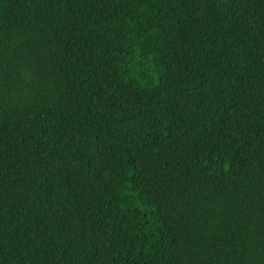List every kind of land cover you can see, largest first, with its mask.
Wrapping results in <instances>:
<instances>
[{
    "label": "trees",
    "instance_id": "obj_1",
    "mask_svg": "<svg viewBox=\"0 0 264 264\" xmlns=\"http://www.w3.org/2000/svg\"><path fill=\"white\" fill-rule=\"evenodd\" d=\"M0 264H264V0H0Z\"/></svg>",
    "mask_w": 264,
    "mask_h": 264
}]
</instances>
